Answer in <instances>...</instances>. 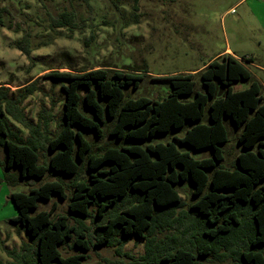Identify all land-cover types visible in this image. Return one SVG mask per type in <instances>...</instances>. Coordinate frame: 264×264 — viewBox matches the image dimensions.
I'll list each match as a JSON object with an SVG mask.
<instances>
[{
    "label": "trees",
    "instance_id": "1",
    "mask_svg": "<svg viewBox=\"0 0 264 264\" xmlns=\"http://www.w3.org/2000/svg\"><path fill=\"white\" fill-rule=\"evenodd\" d=\"M81 2L91 6V0ZM5 11L0 5V25L12 29L13 16L6 23ZM79 17L76 10L51 14L50 27L77 29L83 21ZM17 47L30 55L27 35ZM242 59L253 62L252 56L243 55ZM197 73L202 91L196 90V73L178 72L155 78L168 81L171 89L166 96L153 99L147 95L128 97L125 91L127 87L139 88L149 75L146 69L119 70L106 65L79 72H50L46 77L66 83L62 85L63 123L59 132L48 138L51 156L47 163L41 162L39 151L41 124L27 120L21 109L35 84L15 90L0 84V146L5 148L6 179L13 186L20 182L33 185L28 192L10 194L18 210L11 222L35 244L33 248L25 245L23 252L16 254L19 264H86L83 253L64 256L61 252L60 247L72 239L75 248L89 251L133 235L146 240L147 253H152L156 232L166 230L165 225L183 205L176 186L186 181L192 182L197 196L189 208L197 221V241H179L173 250L163 248L157 252L160 260L207 264L214 256L226 264H264L262 84L231 53L213 58ZM242 80L249 81V86L235 90L234 83ZM40 116L48 126V114L40 112ZM9 117L24 124L31 136L24 139L20 130L11 127ZM226 118L240 130L237 141L242 146L231 167L222 165V146L229 140ZM109 121V135L119 144L96 153L83 130L101 137ZM180 131H184L182 136L176 134ZM158 135H172L174 141H149ZM178 144L196 153L209 149L211 155L196 157ZM82 162H87L89 175L74 183L71 195L62 180L32 184L47 174L76 176ZM54 194L69 200L66 214L55 215L56 202L50 209L31 214L40 200L50 201ZM72 216L75 225L69 222ZM90 218L93 226L86 223ZM26 250H32V255Z\"/></svg>",
    "mask_w": 264,
    "mask_h": 264
},
{
    "label": "rangeland",
    "instance_id": "2",
    "mask_svg": "<svg viewBox=\"0 0 264 264\" xmlns=\"http://www.w3.org/2000/svg\"><path fill=\"white\" fill-rule=\"evenodd\" d=\"M0 5L6 8L3 14L6 23L9 24L13 16L12 29L0 25V84H7L12 90L31 82L35 84V91L24 99L21 109L27 120L35 125L41 124V162L49 161L48 138L54 137L63 123L65 94L62 85L66 82L46 77L52 71L79 72L106 65L119 70L131 67L146 69L149 75L141 81L139 88L127 87L125 91L128 97L147 95L154 99L166 96L171 89L168 81L155 78L178 72L196 73V90L202 91V80L197 72L219 53H230L226 50L230 48L262 84L264 96V0H91V6L81 0H1ZM63 10L78 12L79 18L83 19L79 28L50 27V15H57ZM24 35L30 40V55L17 47V42ZM243 55L252 56L253 62L243 60ZM248 86L249 81L244 80L233 85L235 90ZM82 109L92 116L91 110L83 105ZM40 112L48 114V126L42 122L44 119ZM9 120L11 127L20 130L24 139L31 136L24 124L11 117ZM225 123L229 140L222 146L225 151L222 165L231 167L242 151L237 141L240 130L228 118ZM111 127V121L105 124L101 137L93 131L83 130L94 144V152L101 153L107 146L119 144L109 135ZM176 134L182 136L184 131ZM159 140L174 141L172 135H158L149 141ZM178 145L196 157L211 155L209 149L196 153L190 147ZM4 156L5 148L0 146V264H19L16 254H21L25 245L33 248L35 244L23 229L11 222L18 210L10 194L13 191L28 192L33 185L25 182L11 185L6 179ZM80 164L76 176L47 174L32 184L36 186L49 180H62L68 195H71L74 183L87 179L89 175L87 162ZM176 187L183 205L165 225L166 230L156 232L152 253H147L146 240L133 235L126 240L118 237L120 241L113 245H102L89 251L75 248L72 239L60 247L61 252L64 256L83 253L86 264H168L160 260L162 257L158 251L163 248L173 250L183 240L196 242L198 237L197 221L189 209L197 200L192 192L193 184L191 181L180 182ZM54 202L57 203L55 215L68 212L69 200L54 194L50 201L40 200L31 214L50 209ZM69 222L76 224L73 216ZM86 223L93 226L92 218ZM31 252L26 250L29 256ZM207 264L226 262L211 256Z\"/></svg>",
    "mask_w": 264,
    "mask_h": 264
},
{
    "label": "crops",
    "instance_id": "3",
    "mask_svg": "<svg viewBox=\"0 0 264 264\" xmlns=\"http://www.w3.org/2000/svg\"><path fill=\"white\" fill-rule=\"evenodd\" d=\"M227 51H229L231 54L235 55L230 48H227L226 49ZM224 53H227V52H222V53H219L217 56H220V55H223ZM236 56V55H235Z\"/></svg>",
    "mask_w": 264,
    "mask_h": 264
}]
</instances>
